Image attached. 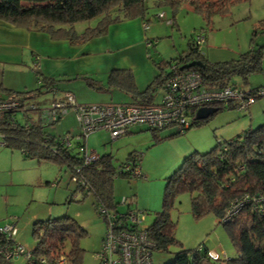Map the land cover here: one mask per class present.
I'll return each mask as SVG.
<instances>
[{"label": "rangeland", "instance_id": "rangeland-1", "mask_svg": "<svg viewBox=\"0 0 264 264\" xmlns=\"http://www.w3.org/2000/svg\"><path fill=\"white\" fill-rule=\"evenodd\" d=\"M153 1L145 10L146 30L141 26L131 29L137 40L152 41L153 45L147 48L151 59L170 61L177 58L179 53L187 49L189 40L202 33L204 42L200 44V50L211 63L235 59L251 49L258 51L261 54L259 67L249 72L246 78L233 73L230 84L244 90L264 86V28H261L264 24L260 23L264 20V0L234 2L225 11L212 14L208 20L186 4L171 8L169 5L156 6ZM159 13H162L161 17H158ZM168 19L172 22L168 23ZM98 20L99 16H96L76 22L73 24L74 30L80 33L85 27L97 24ZM2 47L0 42V53ZM21 49L22 60L17 63L6 62L0 57V82L15 91L33 90L39 86L36 71L40 69L34 67L31 52L24 47ZM58 54H62L59 47ZM59 63L67 62L60 60ZM86 72L89 71L80 74ZM54 77L63 79L65 76L58 74ZM102 80L104 82L105 77ZM58 83L61 88L67 87L64 80ZM67 84L69 88L76 89L82 85V80L72 79ZM84 89L87 93L78 92L90 102L117 103L123 97L116 90L101 92L86 86ZM162 94L163 89L157 87L154 91L155 99ZM51 98V92L42 87L40 93L31 100L43 108L48 106ZM66 111L58 121L44 124L43 129L57 138L69 133L73 142L71 150L76 152L74 141L80 133V125L74 109L68 107ZM31 117L33 122L37 121L34 112ZM15 118L21 125L26 122L21 111L16 113ZM258 125H264V95L256 98L245 109L236 105L223 108L205 122L183 132L176 133L174 126L152 131L146 125L136 124L137 129L132 130V133L113 139L107 130L99 129L87 135L85 146L88 152L98 156L110 154L116 167L130 153L137 154L141 175L114 177L112 193L114 201L119 203L118 211L126 209L127 204L120 203L124 197L131 200L130 206L144 211L140 226L145 227L154 221L155 213L161 208L166 178L182 163L185 156L195 150L207 151L218 141L232 139ZM77 184L64 164L25 157L17 148L0 147V224L15 220L16 240L26 249H31L35 244L32 236L34 221L69 216L84 229L78 241L82 249L80 264H97L95 252L100 247L106 223L95 211L91 193L85 194ZM190 198L187 191L175 195L170 219L175 223L174 237L180 245L172 244L167 251H154L153 264L169 262L179 246L192 250L200 244L204 245L210 250L211 263L236 256L235 248L216 216L210 212L194 217L190 209ZM13 262L23 264L24 258L19 256Z\"/></svg>", "mask_w": 264, "mask_h": 264}, {"label": "trees", "instance_id": "trees-1", "mask_svg": "<svg viewBox=\"0 0 264 264\" xmlns=\"http://www.w3.org/2000/svg\"><path fill=\"white\" fill-rule=\"evenodd\" d=\"M237 1L241 0H154L153 3L156 6L169 5L171 8L186 4L208 20L212 14L225 11ZM144 2L145 0H0V20L27 30L45 32L52 40H67L72 45H78L106 34L112 23L133 18L145 19ZM96 16H99L97 24L85 27L80 33L74 30V23ZM260 23L264 24V20ZM260 57L258 51L251 49L235 59L211 63L190 39L187 49L179 53L177 58L170 61L152 59L158 73L144 90L137 88L134 74L127 68L111 69L105 84L83 74L71 78H82L88 87L99 91L120 90L131 99L130 102L122 103H148L153 102L155 89L163 87L166 79L173 73L172 65L179 69L182 63L198 59L202 64L190 68L199 72L203 85L236 86L230 84L231 75L238 73L246 78L249 72L259 67ZM36 73L39 86L33 90L15 91L0 84L1 96H19L22 103L19 109L3 117L0 127L3 146L17 148L25 157L64 164L71 177L76 176L84 181L86 186L76 181L79 183L77 186L85 194L91 193L96 212L100 207L107 211L118 210L119 203L114 201L112 193L113 179L116 176L130 177L120 172L119 167L125 161L132 160L134 154L130 153L117 167L110 154L100 155L94 161L84 163V150H80V147L85 144L81 139H75L77 151L72 152L73 142L69 145L62 142L64 134L57 138L44 131V124L58 121L61 115L52 121L42 119V108L31 99L40 93L42 87L52 94L49 103L63 100V95L70 91L64 90L60 97H55V91L60 89L58 81L63 79L47 76L39 71ZM260 96L262 95L255 99ZM234 106L215 105L217 111ZM20 111L26 119L24 125L15 118ZM33 112L37 115L36 122L31 117ZM207 118L195 120L188 128L205 122ZM148 128L152 131L159 130ZM177 132L179 131L176 129ZM184 191L191 195L190 209L194 217L210 212L216 216L235 248L236 256L211 263V256L204 245L200 244L192 250L179 246V250L165 264H264V125L245 130L232 139L218 141L207 151L195 150L184 157L182 163L166 178L161 208L155 213L154 221L145 227L148 237L155 243V251H167L172 244L180 245L174 237L175 223L170 219V208L175 195ZM139 211L144 213L140 209ZM245 221L248 224H244ZM82 234V226L69 216L34 221L33 263H39L38 256H43L46 264H55L53 260L63 256L68 264H80L82 249L78 241ZM0 264L11 263L0 259Z\"/></svg>", "mask_w": 264, "mask_h": 264}, {"label": "built area", "instance_id": "built-area-1", "mask_svg": "<svg viewBox=\"0 0 264 264\" xmlns=\"http://www.w3.org/2000/svg\"><path fill=\"white\" fill-rule=\"evenodd\" d=\"M162 13L158 14L161 17ZM143 28L147 24L143 23ZM193 43L200 50V44L204 42V35L197 34ZM152 41L146 45L151 46ZM173 73L166 79L163 86V94L158 101L148 103H76L70 92L63 95V100H56L42 108V119L55 120L59 115L66 113L68 105L74 111L80 125V136H76L85 144L89 133L99 129L109 132L111 138H116L127 132L132 125L141 124L154 129H163L174 126L179 132H183L194 123L195 112L201 106H225L234 104L238 108L245 109L254 102L255 97L264 95V87L253 91L244 90L238 86L226 85L224 87H208L201 82L200 74L193 68L176 69L171 66ZM19 97V96H18ZM18 97H3L0 95V127L3 117L13 110L21 107ZM68 104V105H67ZM81 137V138H80ZM62 142L69 145L71 136L68 133L62 137ZM4 145L0 129V147ZM84 150V163H89L98 158L93 152ZM139 157L125 161L119 167V171L130 177H139L141 170ZM72 179L86 186L84 181L76 176ZM120 203H126L124 197ZM99 215L106 223L104 234L100 241V247L95 252L97 264H153V252L155 243L148 237L145 227L140 226L143 212L139 209L126 206L122 211H107L103 207L98 210ZM17 227L15 220L0 224V259L14 264L15 258L22 256L23 264H34L32 248L26 249L16 240ZM37 264H46L43 256H38ZM55 264H68L65 257L53 260Z\"/></svg>", "mask_w": 264, "mask_h": 264}, {"label": "crops", "instance_id": "crops-1", "mask_svg": "<svg viewBox=\"0 0 264 264\" xmlns=\"http://www.w3.org/2000/svg\"><path fill=\"white\" fill-rule=\"evenodd\" d=\"M144 3L147 9L151 6L152 0H145ZM144 22L145 19L141 18L115 22L109 25L106 35L104 34V36L94 37L82 44L72 45L67 40H52L45 32L31 29L27 30L0 20V31L3 32L0 34V42L3 45L0 57L6 62L17 63L22 60L21 47H24L26 50L31 52V59H33L35 63L34 67H36V69H40L39 72L47 76H54L58 74L65 76L63 80L65 81V85L67 87L63 86L64 88H61L59 85L60 89L55 91V97H60L62 92L65 90L70 91L76 103H108L88 101L86 97H83L78 92L82 91V93H87L84 89V86L88 87L85 80L79 77H68L82 75L80 72L89 71L83 73V75L90 77L93 75L97 77H93L94 79L98 80L102 84H105L107 74L111 69L127 68L133 72L137 88L139 90H144L158 73V70L152 62L151 54L147 50V48L149 49V46L146 45L145 41L134 38L131 33L132 28H139L140 26L143 27ZM167 22L171 23L172 21L171 19H168ZM122 29L127 30L122 31ZM18 47H20L19 50ZM58 47L62 54H58ZM60 60L67 63L61 64L59 63ZM98 73L102 75L98 76ZM104 77L105 81L102 82V78ZM72 79H81L82 87L80 86L76 89L69 88V84H67V82ZM160 88L163 89V87ZM107 91L109 90H105V92ZM116 91L123 94V97L121 98L122 100L116 101L117 103L131 101L128 95L120 90ZM159 98L155 99V96H153L152 101H158ZM136 129L135 125H132L124 134L132 133V130ZM136 157L137 154H134L133 158ZM127 201V207L138 209L137 207L130 206V199H127ZM208 251L210 250L208 249Z\"/></svg>", "mask_w": 264, "mask_h": 264}, {"label": "water", "instance_id": "water-1", "mask_svg": "<svg viewBox=\"0 0 264 264\" xmlns=\"http://www.w3.org/2000/svg\"><path fill=\"white\" fill-rule=\"evenodd\" d=\"M202 62L198 59L190 60L188 62L182 63L179 67L180 69L189 68L194 65H201ZM217 111V107L215 106H201L195 112V119L201 120L207 118L209 115L213 114Z\"/></svg>", "mask_w": 264, "mask_h": 264}, {"label": "clouds", "instance_id": "clouds-1", "mask_svg": "<svg viewBox=\"0 0 264 264\" xmlns=\"http://www.w3.org/2000/svg\"><path fill=\"white\" fill-rule=\"evenodd\" d=\"M193 39V38H192Z\"/></svg>", "mask_w": 264, "mask_h": 264}]
</instances>
